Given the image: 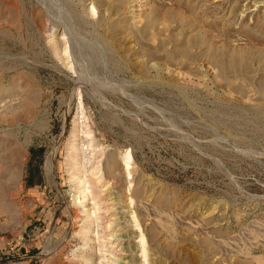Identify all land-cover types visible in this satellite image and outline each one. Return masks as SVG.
Returning <instances> with one entry per match:
<instances>
[{
    "label": "rangeland",
    "instance_id": "rangeland-1",
    "mask_svg": "<svg viewBox=\"0 0 264 264\" xmlns=\"http://www.w3.org/2000/svg\"><path fill=\"white\" fill-rule=\"evenodd\" d=\"M0 264H264V0H0Z\"/></svg>",
    "mask_w": 264,
    "mask_h": 264
}]
</instances>
